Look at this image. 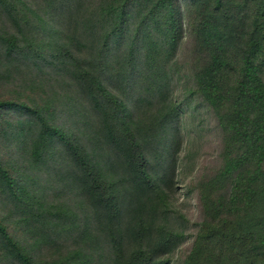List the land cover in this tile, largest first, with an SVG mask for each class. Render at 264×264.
Returning a JSON list of instances; mask_svg holds the SVG:
<instances>
[{"label":"trees","instance_id":"16d2710c","mask_svg":"<svg viewBox=\"0 0 264 264\" xmlns=\"http://www.w3.org/2000/svg\"><path fill=\"white\" fill-rule=\"evenodd\" d=\"M188 35L206 59L193 74L178 69ZM0 61L1 76L26 62L31 81L74 89L47 90L42 104L0 102L20 112L9 130L28 155L23 164L0 155L11 211L0 210V264H167L178 240L163 225L155 232L150 154L162 155L166 175L182 116L172 88L196 89L191 106L201 99L226 138L222 169L201 186L205 219L185 264H264V0H0ZM56 98L85 108L75 122L89 110V124L74 132L54 121ZM155 102L146 123L141 112ZM52 174L79 192L74 206L47 199L41 183Z\"/></svg>","mask_w":264,"mask_h":264},{"label":"rangeland","instance_id":"374dc122","mask_svg":"<svg viewBox=\"0 0 264 264\" xmlns=\"http://www.w3.org/2000/svg\"><path fill=\"white\" fill-rule=\"evenodd\" d=\"M193 44L192 38L188 35L184 45L179 50L180 60L178 66L179 70L192 74L205 65L206 61L205 53H200L201 51L198 52L199 54L195 53ZM5 65V61H0V102L16 101L19 103L28 101L32 104H42L44 100L47 101L46 96H52L51 94L58 92L60 88L74 90L66 83H55V85L53 77L45 83V87L38 81H31L30 75L33 71L30 70L26 62H23L20 68L15 69L12 67L13 74L11 76H1V71L5 69ZM184 83L189 88L194 87L192 76H186ZM47 90L49 91L48 95H44ZM195 91L196 89L191 90V94L196 95ZM191 94L183 89L174 91L172 88L171 90L170 98L176 101V105L182 106V116L180 117V126L176 132L178 134L171 141L172 149L169 157H167L168 166L161 169L166 175L157 171L162 163V155L157 154L155 156L152 152L150 154L152 177L157 180L154 196L158 195L160 198L156 214L160 217L162 223L158 220L155 232L163 225L164 234L170 235L173 233V238L178 240V245L173 251L162 257V260L167 264H185V260L192 251L200 225L205 219L201 203V186L215 177L224 165L226 138L219 127L217 116L213 110L210 111L206 107L207 105L201 99L196 106H191ZM61 100L56 98L52 102L59 116L54 121H66L67 128L73 126L76 128L74 132H78L77 129L89 124L91 115L89 110L87 114L82 115L80 122H75L76 112L83 113L85 108L75 110L64 108V102ZM168 105L169 102H167ZM157 110H161V106L157 102H155L152 109L144 107L141 112L142 119L148 123L156 117ZM165 112L166 107L163 109L162 114ZM19 113L18 111L7 113L5 108H0V155L6 160L12 157H14V160L19 158L20 164H23L27 162L28 155L26 152L20 153V148L17 149L16 143L11 140L12 132L16 127L11 131L9 130L11 127L16 126ZM4 133H10L7 139L2 137ZM53 165L54 161L47 165L46 170L49 166L52 169ZM163 176H165V180L161 181L160 177ZM44 177L46 178L41 184L45 185L42 191L46 193L47 199L62 204L68 202L71 206L79 201V192L77 193L74 189H64L60 184L58 185V176L52 174ZM3 190L0 185V210L11 213L6 207H9V201L3 196ZM12 220L15 221L16 218L14 217ZM52 253L56 252L45 248L41 250L40 255L51 257ZM103 264L109 263L105 261Z\"/></svg>","mask_w":264,"mask_h":264}]
</instances>
